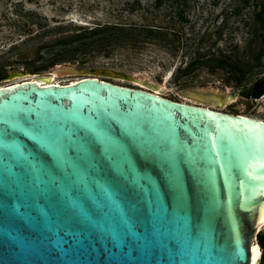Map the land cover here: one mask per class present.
<instances>
[{
    "label": "water",
    "instance_id": "obj_1",
    "mask_svg": "<svg viewBox=\"0 0 264 264\" xmlns=\"http://www.w3.org/2000/svg\"><path fill=\"white\" fill-rule=\"evenodd\" d=\"M227 94L0 85V264H261L264 121Z\"/></svg>",
    "mask_w": 264,
    "mask_h": 264
},
{
    "label": "rangeland",
    "instance_id": "obj_2",
    "mask_svg": "<svg viewBox=\"0 0 264 264\" xmlns=\"http://www.w3.org/2000/svg\"><path fill=\"white\" fill-rule=\"evenodd\" d=\"M155 3L0 0V85L52 75L66 83L94 74L153 91L162 85L163 96L185 102L189 99L180 95L185 88L236 92L234 102L218 109L264 121V90L254 94L264 77V14L256 17L264 0H187L184 7L177 6L181 0ZM101 24L135 30L65 44L70 35ZM145 27L157 33L148 37ZM190 62L192 70L178 71ZM231 65L246 75L240 84Z\"/></svg>",
    "mask_w": 264,
    "mask_h": 264
},
{
    "label": "trees",
    "instance_id": "obj_3",
    "mask_svg": "<svg viewBox=\"0 0 264 264\" xmlns=\"http://www.w3.org/2000/svg\"><path fill=\"white\" fill-rule=\"evenodd\" d=\"M181 1H182V3H178L177 6L183 4V7H184V5H186V1L187 0H181ZM160 3H162V0H156L155 4H156V6H159ZM182 14H183V11L180 10L179 11V15H182ZM263 14H264V3L260 4V8L258 9V11L256 13V17L260 19ZM262 24L264 25V22H262ZM131 30H135V29L134 28L133 29L132 28H128V27H126L124 25H118V24H101V25H97L95 27L88 28L87 30H85L83 32L74 33V34L70 35V38L68 40L64 39V41H65V44H73V43H76V42H80L82 44H85V41L88 38H96L98 35L101 37L103 35L116 34V33H121V32H124V31H131ZM138 30L142 31V29H138ZM143 31L146 32L148 37L157 33V31L153 30V28H151V27H145V29H143ZM223 60L218 59V61H220V62L221 61L225 62ZM196 63L203 64L205 62L204 61H197ZM193 65H194V63L190 62L185 68H179L178 71H181V72L187 71V72H189L190 70H192ZM231 67H232V70H231L232 72H236L238 69H240L237 65H231ZM239 72L240 73L236 72L238 75L235 77L237 82H238V84H240V82L246 76L240 70H239ZM259 243H260V245L262 247L261 264H264V241L261 238H259Z\"/></svg>",
    "mask_w": 264,
    "mask_h": 264
},
{
    "label": "bare ground",
    "instance_id": "obj_4",
    "mask_svg": "<svg viewBox=\"0 0 264 264\" xmlns=\"http://www.w3.org/2000/svg\"><path fill=\"white\" fill-rule=\"evenodd\" d=\"M29 79H35V80L39 81L40 84H46V83H61V82L55 81V76L54 75H52L50 77H32V78H29ZM162 88H163V86L162 85H159L158 87H156V90H154V92L162 95ZM215 92H218V91H215ZM183 97L185 99H189V101L187 100L186 102H190V103H194L195 102V101H193V99H191L189 97H186V96H183ZM236 97H237L236 94H230L228 92V94L225 96V99H224L222 105L219 106V107L226 106L227 104H231V102H234V100L236 99ZM219 107H217V108H219ZM257 252H260V250L257 251Z\"/></svg>",
    "mask_w": 264,
    "mask_h": 264
},
{
    "label": "flooded vegetation",
    "instance_id": "obj_5",
    "mask_svg": "<svg viewBox=\"0 0 264 264\" xmlns=\"http://www.w3.org/2000/svg\"><path fill=\"white\" fill-rule=\"evenodd\" d=\"M264 77H262L261 79H259V81L256 82L255 84V90H257L254 94L260 96L261 95V91L264 90Z\"/></svg>",
    "mask_w": 264,
    "mask_h": 264
}]
</instances>
